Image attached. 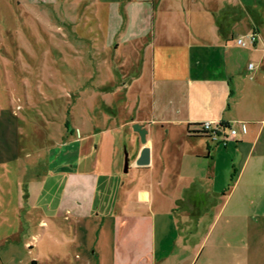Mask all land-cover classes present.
I'll return each mask as SVG.
<instances>
[{"label":"crops","instance_id":"1","mask_svg":"<svg viewBox=\"0 0 264 264\" xmlns=\"http://www.w3.org/2000/svg\"><path fill=\"white\" fill-rule=\"evenodd\" d=\"M101 3L108 6L104 9L107 22L108 16L113 17L109 27H102L104 40L100 26L95 25L97 35H85L80 41L91 47L95 41H104L103 53L107 47L114 48V53L122 48L130 55L148 53V101L143 99L145 91L137 88L138 114L125 123L146 130L150 162L141 169H156L164 178L174 168L164 158L171 145L180 144L189 159L205 167L206 193L183 200L186 212L180 217L164 193L165 185L161 187L163 178H158L157 187L148 184L136 190L131 200L122 185L117 187L112 165L99 157L86 168H80L82 161L76 159L67 168L60 166L30 179V159L43 155L22 151L21 134L18 131V139L14 136L20 120L9 108L5 118L0 115V193L7 198L14 188L19 194L6 212L0 211V221L10 218L18 227L23 222L24 229L5 238L15 243L31 226L45 229L46 220H61L70 226L71 249H43L53 264H68V255L73 264H264V0ZM116 4L120 6L109 8ZM252 33L256 35L253 46L236 45L237 39L247 41ZM67 38L64 32L60 35L61 41ZM139 70L136 79L142 77L144 62ZM202 122L219 123L237 133L226 134L224 146L221 140L212 141L199 132ZM40 123L33 120L28 125ZM158 128L162 144L155 147L152 135ZM90 131L96 132L91 125ZM174 131L179 135H169ZM34 134L47 139L46 130H34ZM137 141L134 166L143 148L136 146ZM103 143L105 150L108 140ZM159 158L165 161L156 166ZM222 166L229 167L230 185L221 178ZM49 185L58 190L53 209L48 205ZM118 207L129 211L118 212ZM208 218L209 225L201 230ZM31 239L36 241L35 236ZM37 246L31 243L28 249ZM47 262L33 257L29 264H52Z\"/></svg>","mask_w":264,"mask_h":264},{"label":"rangeland","instance_id":"2","mask_svg":"<svg viewBox=\"0 0 264 264\" xmlns=\"http://www.w3.org/2000/svg\"><path fill=\"white\" fill-rule=\"evenodd\" d=\"M147 8L150 10V5ZM104 9L108 6L104 7L101 0H0V115L5 118L11 108L20 120L15 123L14 136L18 139V131L21 134L22 151L27 154L39 151L43 155L30 159V179L38 174L43 177L44 173L60 166L67 168L76 159L82 161L80 168H86L94 157H99L110 168L112 165L117 172V187L122 185L128 199L134 200L136 190L146 189L148 184L157 187L156 182L163 175L156 174V169L146 171L133 165L135 138L139 141V137L132 130L134 124L125 126L138 114L135 105L139 96L137 88L140 87L142 93L145 91L144 100L148 98V53L130 55L124 53L123 48L114 53V48L109 47L103 53L104 41H95V47L80 41L85 35H97L95 25L100 26L104 40L102 27L113 23L112 16H108L107 22ZM120 17L123 25L125 16L121 14ZM148 21L151 23V17ZM63 32L69 36L65 41L60 39ZM244 41L246 46L249 45L248 38ZM142 62V77L136 79L141 74L138 69ZM33 120L41 123L36 127L28 125ZM90 125L96 132L90 131ZM34 130L37 133L46 130L47 139L36 136ZM161 134L158 128L152 135L155 147L162 144ZM173 134L179 135L175 131L169 133ZM81 140L83 142L79 143ZM107 140L104 150L103 142ZM170 148L164 159H168L174 168L170 174L161 177L164 180L161 187L165 185V191L161 190L173 203L175 213L182 217L186 212L183 200L206 193L208 176L203 164L189 159L183 146L175 144ZM125 153L129 160L127 173L123 172ZM164 159L159 158L156 166ZM21 163L24 164V160ZM220 170L223 182L230 185L229 167L222 166ZM216 182L220 184V177ZM49 188L48 205L53 209L58 190L54 185ZM208 193L211 200L213 197L210 191ZM18 194L14 188L7 198L0 193V211L6 212L17 201ZM122 208L126 213L129 211L128 207H118V212ZM46 222L45 229L31 226L26 229L25 240L20 238L14 243L5 236L21 227L24 229L23 222L18 227L10 218L5 223L0 221V264H29L33 257L39 262L51 261L53 264L51 257L43 254V249L70 248V226L61 220ZM184 224L187 226L186 222ZM208 225L209 218L201 225V230ZM32 236H35V242H32ZM24 241L30 243L27 244L29 247L31 243L38 246L29 250ZM65 257L68 264H73L71 255Z\"/></svg>","mask_w":264,"mask_h":264},{"label":"built area","instance_id":"3","mask_svg":"<svg viewBox=\"0 0 264 264\" xmlns=\"http://www.w3.org/2000/svg\"><path fill=\"white\" fill-rule=\"evenodd\" d=\"M256 42V36L254 34L250 35L248 37V44L249 45H253ZM246 42L239 38L236 40V45L237 46H241V47H246ZM199 132L206 136L207 138L211 139L212 141H220V143L222 145H226L227 143V135L228 136H235L236 135V131L231 129V128H227L222 124L219 123H215V122H202L201 124H199ZM27 247L29 248V246L27 245Z\"/></svg>","mask_w":264,"mask_h":264},{"label":"water","instance_id":"4","mask_svg":"<svg viewBox=\"0 0 264 264\" xmlns=\"http://www.w3.org/2000/svg\"><path fill=\"white\" fill-rule=\"evenodd\" d=\"M132 130L136 133L139 137L140 144L143 146L139 157L135 161V165L137 167H146L149 165L150 162V150L146 146V130L142 128L139 124L132 125ZM128 155L124 154V173L128 172Z\"/></svg>","mask_w":264,"mask_h":264},{"label":"trees","instance_id":"5","mask_svg":"<svg viewBox=\"0 0 264 264\" xmlns=\"http://www.w3.org/2000/svg\"><path fill=\"white\" fill-rule=\"evenodd\" d=\"M231 177H233V176H231Z\"/></svg>","mask_w":264,"mask_h":264}]
</instances>
